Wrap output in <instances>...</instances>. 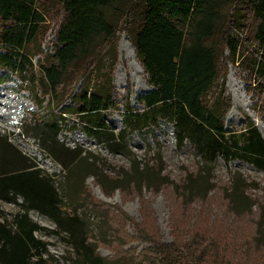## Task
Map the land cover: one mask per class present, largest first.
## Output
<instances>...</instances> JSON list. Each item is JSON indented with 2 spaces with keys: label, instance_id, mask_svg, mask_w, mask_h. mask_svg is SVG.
Instances as JSON below:
<instances>
[{
  "label": "trees",
  "instance_id": "16d2710c",
  "mask_svg": "<svg viewBox=\"0 0 264 264\" xmlns=\"http://www.w3.org/2000/svg\"><path fill=\"white\" fill-rule=\"evenodd\" d=\"M48 2L59 7L60 19L51 51L35 65L32 59L39 51L36 46L45 21L42 9ZM243 28L247 41L256 47L246 67L264 87V0H231L224 12L216 0H0V66L38 84L48 105L61 106L55 116L24 119L21 126L64 171L63 181H56L0 134V199L18 202L11 219L0 208V264H48L46 243L36 236L44 227L30 218L31 209L55 224L51 233L69 249L63 264H225L223 256L207 248L208 243H156L157 235L149 226L141 233L152 244L146 252L105 257L97 251L106 238L102 233L106 228L117 232L114 225L124 226L123 221L131 218L121 210H105L104 202L90 200L85 188L78 197L65 189L87 170L106 195L111 187L123 190L125 182L135 193L170 183L162 178V166L130 157L125 140L127 131L160 119L172 123L177 144L188 143L202 163L187 173L179 185L181 194L207 195L208 191L195 189L191 178L194 173H209L207 165L217 157L247 161L264 172V139L254 123L235 130L224 124L231 106L221 81L226 72L224 49L234 62L241 46L234 30ZM120 30L131 41L151 88L138 97L140 108L124 104L125 128L114 133L104 118L117 107V99L110 81L103 74L91 76L90 70L103 71L102 58L109 55V77ZM78 62L82 64L76 68ZM74 72L88 82L77 94L66 91L73 104L67 108L62 106L67 99L62 94ZM66 113L108 151L129 156L130 166L107 177L90 152L65 146L58 134ZM208 183L210 189L212 177ZM245 184L239 175L232 187L243 189Z\"/></svg>",
  "mask_w": 264,
  "mask_h": 264
},
{
  "label": "rangeland",
  "instance_id": "374dc122",
  "mask_svg": "<svg viewBox=\"0 0 264 264\" xmlns=\"http://www.w3.org/2000/svg\"><path fill=\"white\" fill-rule=\"evenodd\" d=\"M230 1L216 0L222 12L229 6ZM57 9L59 7L50 2L42 9L45 21L42 24L41 41L36 46L39 51L32 59L35 65L53 47L61 14ZM234 32L239 34L241 46L234 62L230 60L229 50L224 49L226 72L221 80L231 105L224 116L225 128L235 130L253 122L264 139V87L260 86L257 77L246 67L249 60L247 57L256 47L247 41L248 34L244 28L235 29ZM116 37L115 59L109 77V55L102 58V65L106 66L105 71H94V68L90 70L91 76L103 74L104 79L110 81V91L117 99V107L108 110L104 118V123L110 126L114 133L125 128L124 104L127 102L131 108H140L138 97L151 88L126 33L120 30L116 32ZM80 64L82 62L74 66L78 68ZM78 74H71L72 83L63 89L62 96L67 97L62 105L64 107L73 106L70 96H66V91L77 94L82 85L88 82L87 77L84 80L78 78ZM41 92L42 88L38 84L34 85L22 78L18 72L0 66V134L5 135L7 141L22 154L29 156L39 168L56 181L62 182V167L48 157L37 140L28 137L24 126H21L24 119H49L59 112L61 106L55 107L53 102L48 105L47 97ZM157 121L156 124L127 131L126 145L130 157L134 155L142 162L152 164L153 161L154 164L162 166V178H166L170 183L163 184L153 191L142 187L139 193H135L125 182L123 190L111 187L109 195H106L87 170L77 180L79 182L71 185L70 189H65L70 195L78 197L85 188L90 200L95 203L104 202L105 210H121L131 218V222L123 221L124 226L115 224L117 232L112 230L111 233L106 228L102 233L106 238L98 243L97 251L108 258L128 257L138 253L141 255V252L147 251L146 248L152 247L148 240L141 237L143 228L149 226L157 235L156 243L178 241L181 245L193 243L200 246L208 243L207 248L219 253L220 257L223 256L225 264H264V172L247 161L217 157L207 165L209 173L196 172L191 178L195 189L201 193L208 191L207 195L203 198H190L181 194L179 185L187 173L195 172L202 163L188 143L184 141L180 145L177 144L171 122L161 119ZM59 128L58 139L65 146L90 152L104 167L103 174L107 177L130 166L129 156L108 151L106 145L98 138L83 130L82 124H79L72 114H65V120L60 123ZM239 175H242L246 184L243 189H234L232 182ZM209 177H212L213 182L210 189ZM110 185L112 181L109 182ZM176 185L178 187H175ZM20 200L18 198L17 201ZM17 203L0 199V208L8 219L17 212ZM28 213L36 224L44 227L36 232V236L46 243L48 264H63L65 257L70 254L65 243L51 233L55 224L39 211L31 209ZM127 257H124V260ZM66 264L71 262L67 261Z\"/></svg>",
  "mask_w": 264,
  "mask_h": 264
}]
</instances>
